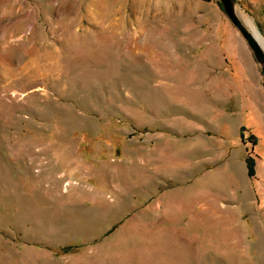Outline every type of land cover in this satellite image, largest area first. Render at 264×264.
Wrapping results in <instances>:
<instances>
[{
    "label": "rangeland",
    "instance_id": "rangeland-1",
    "mask_svg": "<svg viewBox=\"0 0 264 264\" xmlns=\"http://www.w3.org/2000/svg\"><path fill=\"white\" fill-rule=\"evenodd\" d=\"M0 264H264V75L218 0H0Z\"/></svg>",
    "mask_w": 264,
    "mask_h": 264
},
{
    "label": "water",
    "instance_id": "water-1",
    "mask_svg": "<svg viewBox=\"0 0 264 264\" xmlns=\"http://www.w3.org/2000/svg\"><path fill=\"white\" fill-rule=\"evenodd\" d=\"M218 1L223 11L228 15L232 23L238 28L247 41L264 75V46L258 41L248 25V22L252 21L249 18L251 13L248 12L246 8L244 9L238 0Z\"/></svg>",
    "mask_w": 264,
    "mask_h": 264
},
{
    "label": "bare ground",
    "instance_id": "bare-ground-1",
    "mask_svg": "<svg viewBox=\"0 0 264 264\" xmlns=\"http://www.w3.org/2000/svg\"><path fill=\"white\" fill-rule=\"evenodd\" d=\"M248 25H249L250 29L252 30V32L254 33V35L256 36V38L258 39V41H260V43L264 46V37L261 34V32L258 30V28L256 27V25L253 22H248Z\"/></svg>",
    "mask_w": 264,
    "mask_h": 264
},
{
    "label": "trees",
    "instance_id": "trees-1",
    "mask_svg": "<svg viewBox=\"0 0 264 264\" xmlns=\"http://www.w3.org/2000/svg\"><path fill=\"white\" fill-rule=\"evenodd\" d=\"M249 166H250V170H251V172H253L254 170H253V168H254V161L253 160H249Z\"/></svg>",
    "mask_w": 264,
    "mask_h": 264
},
{
    "label": "crops",
    "instance_id": "crops-1",
    "mask_svg": "<svg viewBox=\"0 0 264 264\" xmlns=\"http://www.w3.org/2000/svg\"><path fill=\"white\" fill-rule=\"evenodd\" d=\"M247 8V6H245ZM249 12L255 17V18H258V16L253 12V10L250 8L249 9Z\"/></svg>",
    "mask_w": 264,
    "mask_h": 264
}]
</instances>
